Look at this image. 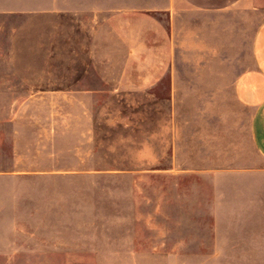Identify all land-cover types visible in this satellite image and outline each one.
Here are the masks:
<instances>
[{
    "label": "rangeland",
    "instance_id": "rangeland-1",
    "mask_svg": "<svg viewBox=\"0 0 264 264\" xmlns=\"http://www.w3.org/2000/svg\"><path fill=\"white\" fill-rule=\"evenodd\" d=\"M153 24L0 15V264H264L249 55Z\"/></svg>",
    "mask_w": 264,
    "mask_h": 264
},
{
    "label": "crops",
    "instance_id": "crops-1",
    "mask_svg": "<svg viewBox=\"0 0 264 264\" xmlns=\"http://www.w3.org/2000/svg\"><path fill=\"white\" fill-rule=\"evenodd\" d=\"M51 9L79 22L154 23L153 33H167L168 54L187 45L192 33H199L207 43L214 39L223 42L225 33H233L238 48L249 55L248 64L234 80V94L245 108L252 148L264 161V0H52L35 5L0 0V15ZM175 66L174 61H167L154 68L172 71Z\"/></svg>",
    "mask_w": 264,
    "mask_h": 264
}]
</instances>
